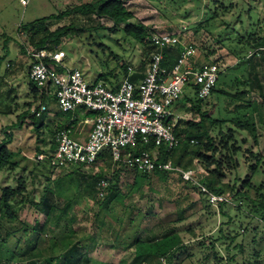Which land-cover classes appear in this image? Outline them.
Returning <instances> with one entry per match:
<instances>
[{"label": "rangeland", "instance_id": "rangeland-1", "mask_svg": "<svg viewBox=\"0 0 264 264\" xmlns=\"http://www.w3.org/2000/svg\"><path fill=\"white\" fill-rule=\"evenodd\" d=\"M94 1L96 0H28L27 4H24L21 0H0V87H2L0 141L5 137L6 129L19 119V114L24 112L30 114L31 109L33 110L41 101L42 90L36 88L32 90L34 85L27 70L31 58L25 52L24 46L34 47L30 41L32 30L26 31L27 25L33 22L41 23L45 19L44 24L52 31L64 25L71 26L72 29L60 38V43L57 44L51 40L50 44L63 48L67 52L65 60L67 66L80 68L86 80L91 83L96 82L99 75L104 72L114 71L122 76L119 63L139 65L142 59H146V55H142L143 45L126 35L124 31L126 23L113 26L111 20L98 17L100 23L108 28L89 29L90 24L96 25L98 22L90 23L85 15L75 11V8ZM125 2L134 14L131 21L142 22L150 27L159 26L162 30H181L189 39L199 41L201 44L199 51L207 61H215L224 67L220 72L216 89L203 102L202 110H210L215 116L229 113L226 106L233 96L232 93L246 89L244 83L239 86L236 83L235 87L232 86L238 77L248 74V63L243 62L240 66H236L237 59L239 54L244 56L252 53L248 50L241 51L240 45L234 43L231 38L236 36L237 31L242 33L239 14H242L245 25H251V27L253 26L251 22L264 19V0H218L216 2L218 6L222 3L234 5L230 11L223 13L215 20L206 22V25L198 30L197 26L207 19L211 9L215 7L214 0H125ZM250 7L251 12L248 13L247 10ZM71 10L73 11L69 13ZM227 23L232 25L227 27ZM38 37L39 35L36 36V40ZM231 43L237 45L235 50L238 53L230 48ZM259 70L264 80V59L260 62ZM120 79L122 81L123 78L120 77ZM184 96L177 104L178 110L185 116L180 122L179 127L182 128L187 126L188 120L197 121L200 118L198 110L192 108L193 101L198 99L193 88L188 86ZM242 96L243 103L247 104L246 108L250 111L252 107H255L256 99L263 102L259 99L258 93ZM42 101L48 107L42 118L28 116L25 117L23 127L12 128L15 137L10 148L14 152L13 160L17 162V167L9 170L8 166V169L0 174V182L3 186L17 185L20 177L27 178V191L33 192L36 199H39L48 175L55 178L75 167V165L59 167L50 173L48 168L39 166L40 157L36 155L37 146L46 148L50 144L48 142H52L54 138L53 130L63 124L67 118L59 107L53 87L46 92ZM10 102L11 108L8 106ZM228 108L231 112H235L234 106L230 105ZM7 110L10 111L3 112ZM263 110L264 106L260 111L261 114L257 112L254 114L253 111L258 125L257 137L247 130L235 128L231 122L223 125L222 133H219L218 128H212L211 131L219 139L223 133L231 131L229 129L232 126L235 128L236 136H238L237 143L241 146L240 152L236 155L238 167L232 172L228 171L223 182L227 187L235 184L236 188L245 190L252 197L257 196L256 186L264 183ZM233 116V113L230 114V117ZM33 121L43 122L42 129H36ZM41 138H45L46 142H43ZM46 164L49 166V160ZM108 167L106 162L105 165L86 166L83 170L92 174L104 170L111 176L112 167ZM115 168H122V166H115ZM189 168L198 171L204 166L196 159L193 166ZM135 173L133 169L123 166L118 182V187L123 193L120 197L122 201L115 204L113 207L115 210L111 211L110 218L104 217V230L98 227L93 219L86 220L79 217L73 222V228L81 236L88 239L91 235L95 236L96 242L89 250L92 264L105 262L128 264L133 260L135 248L134 246L126 247L129 240L127 237L137 238L139 234L141 237L147 234L164 236V232H170V228L176 231L181 240L188 245L179 257V259L184 258L183 263L176 264H247L254 262L253 254L256 250L261 251L264 260V220L261 217L244 216L245 212L248 213V206H250L247 198L235 199L234 192L226 191L233 199L227 204L225 208L227 215H224L221 213L220 204H211L208 199L206 201L203 198L205 195L190 189L180 175L172 174L166 179L158 177L154 181V189L145 191L143 196L142 190L129 191L134 182ZM201 174L198 173L197 177H201ZM152 179L150 177L148 180ZM245 180H249L253 187L251 185L242 188ZM190 183L192 185V182ZM80 203L79 206L91 217L100 210L99 204L86 196ZM238 205H241L243 209L238 210ZM184 209L186 214L181 220H176L179 212ZM130 213L132 221L127 223ZM229 216L233 219L232 222H228ZM120 217L127 223V226L123 224L126 227L122 229L119 227ZM20 218L23 222L33 225L36 218L44 222L46 216L44 213L36 212L32 206L25 205L21 208ZM19 224L18 222L15 225L18 227ZM246 227H248L247 230H245ZM221 228L226 235H236V239L232 241L225 237L216 243L214 250L206 248L212 243L213 238L222 234ZM47 238L42 239L43 246L48 245ZM201 241L205 243V247L199 245ZM237 244H241L243 248L237 247ZM214 252L218 253L217 257ZM230 256H235L234 261H229ZM159 262L152 258L145 264H160ZM161 263L166 264L165 261Z\"/></svg>", "mask_w": 264, "mask_h": 264}, {"label": "trees", "instance_id": "trees-1", "mask_svg": "<svg viewBox=\"0 0 264 264\" xmlns=\"http://www.w3.org/2000/svg\"><path fill=\"white\" fill-rule=\"evenodd\" d=\"M218 0H214L215 7L211 9L210 15L203 22L197 26V30L204 27L206 22L212 21L220 17L223 13H227L233 7V3L223 4L218 6L216 4ZM74 10V9H73ZM73 10L69 11L71 13ZM75 11L85 15L86 19L90 23L89 29H101L108 28L100 23V18L106 17L113 22V26L117 24L126 23L124 31L126 35L143 45L142 55H146V59H142L139 64V69L144 71L148 62L147 58L154 50V46L151 42H148V36L150 35L151 27L142 22L131 21L134 18L132 10L126 6L125 0H96L94 2L85 3L75 8ZM247 12H251V7L248 8ZM68 14V13H67ZM249 15V14H248ZM250 16V15H249ZM97 17V19H96ZM238 19L241 21L242 33L236 32V36L232 37L231 40L240 45V50L252 51L246 55L239 54L236 66H240L241 63L247 62L248 74H242V78L238 77L235 80L234 86L237 83L239 86L244 83L246 86L245 90L231 92L232 97L226 106L229 113L213 115L210 110H202V104L206 99H197L193 102V109L198 110L200 114L199 120L191 119L187 121V126L182 128L176 127V134L179 137L180 143L174 149H167L162 146L160 159L167 160L172 159L174 164H179L184 168L193 166L194 161L197 159L198 162L204 166L208 174L199 178V182L204 184L210 191L215 193H225L230 190L234 192V198H247L249 211L245 212L244 216L248 217H261L264 220V183L256 186L257 196L252 197L248 195V192L241 188H236L235 184L230 187L223 182L227 172H232L238 167V160L236 155L240 152L241 146L236 136L235 128L239 130H247L254 137H257L258 125L257 120L254 118V114L262 111L264 106V80L260 75V62L264 59V19L261 18L257 22H251L253 26H246L242 18V14H239ZM45 19L41 23H31L27 25L26 31H31V44H34L35 48H51L56 49L57 47L50 44V41H55L57 44L60 43V38L68 33L72 27L64 25L56 28L55 30H49L44 24ZM97 21V22H96ZM232 24L227 23V27ZM39 35L36 40V36ZM238 40V41H237ZM231 43L230 48L235 52L236 44ZM28 48V47H27ZM24 46V50L28 53V49ZM238 53V51H236ZM247 52V51H246ZM166 55L169 63L174 62L178 53L177 50L172 48L166 50ZM206 60V57L204 58ZM128 65L124 62L119 66L121 68V75L112 71L111 73H101L96 82L103 80L110 85L117 87L120 84V77H124L128 70ZM135 77H138L136 74ZM34 87L32 90L40 89L32 80ZM1 85V84H0ZM217 86L213 89H216ZM235 87V86H234ZM0 87V94L2 93ZM42 90V89H41ZM10 91V90H8ZM213 93V92H212ZM258 93L259 99L263 102L255 100V107H252V111L248 110L247 104L243 103L242 95H252ZM45 90H42V96L40 100H43ZM209 98V97H208ZM190 100V98H188ZM44 102V101H43ZM45 103V102H44ZM11 102L8 106L11 108ZM32 105V104H31ZM234 106V111L231 112L228 106ZM38 106V105H37ZM36 106V107H37ZM33 107V106H32ZM226 110V111H227ZM10 110L3 111L4 113ZM253 111L255 112L253 114ZM264 112V110H263ZM234 114L230 117V114ZM37 115L32 111L24 112L19 114V119L6 129L5 137L0 141V174L3 170L15 169L17 162L13 160L14 152L10 148V144L13 142L15 134L12 128H21L24 125L25 117H33ZM70 117L71 114H65ZM89 116H94L95 113L89 111ZM42 118V116L40 117ZM261 120V119H260ZM36 129H40L43 122H35ZM231 122L234 125L229 129L228 133H223L218 139L214 136L211 131L212 128L220 129L219 133H222L223 125ZM62 126L60 124L56 130H53V140L46 148L37 146L36 155L39 157L40 154L51 156L52 152L56 150V132ZM42 129V128H41ZM43 142H46L45 138H41ZM194 140V141H193ZM45 159L38 161L39 166L44 169L48 168L50 173L56 169L55 166L49 161L47 166ZM103 161V163H102ZM108 162L109 167H112V178L104 170L99 172L89 173L83 170L86 165L76 164L75 167L68 171L66 174H61L58 177L52 178L50 175L47 176L45 181L44 189L39 197L36 199L33 192L27 191V178L23 176L18 179L17 185H2L0 182V264H92V258L89 256V250L96 242L95 236L91 235L90 238L81 236L74 228L73 222L79 218H85L86 220L93 219L98 224V227L103 228L104 217L107 219L112 216L113 207L120 200L122 191L118 187L119 176L122 168H115L116 165L111 155L106 153L100 158L95 165H105ZM9 166V167H8ZM8 167V168H7ZM107 167V166H106ZM108 167V168H109ZM136 173L134 182L131 184L130 190H142V196L145 191L154 189V181L159 178H168L172 174L180 175L173 171H165L156 169L152 173H144L134 170ZM151 174V175H150ZM152 177V180H148ZM108 178L110 185L106 190L105 195L102 197L99 194V182ZM190 189L200 191L199 186L192 184L182 178ZM190 183V184H189ZM252 183L249 180H245L242 184L243 187L251 186ZM255 186V185H254ZM144 187V189H143ZM253 187V185H252ZM201 192V191H200ZM84 196L97 202L100 206L98 213L91 217L87 211L84 210L79 204L84 200ZM206 200L207 196H203ZM207 201V200H206ZM229 202H223L220 204L221 213L227 215L225 208ZM25 205H30L36 212L44 213L46 219L44 222H40L38 218L35 219L33 225L23 222L20 218L21 208ZM238 210H242L243 207L238 205ZM185 209L179 212V217L176 220H181L186 214ZM129 215V221L131 223L132 214ZM119 227L125 228L127 223L125 219L120 217L118 219ZM233 219L229 216L228 222H232ZM20 223L17 227L15 224ZM126 224L123 225V224ZM139 226V225H138ZM140 227V226H139ZM248 227L245 228L247 230ZM255 229V228H254ZM170 232H164V236L160 234H147L145 237H141L140 234L137 238L127 237L129 240L126 247L134 246V257L133 260L128 264H145L155 258L160 264L161 261H165L166 264H176L177 262L183 263V257L179 259L180 255L188 247L186 242L181 240L180 236L172 228ZM222 233L220 236L213 238L212 243L207 247L204 242H199V245L206 246V248L215 249L216 243L225 237L230 240H235L236 235H226L223 229H220ZM48 237V245L43 246L41 243L42 239ZM89 241V242H88ZM237 247L243 248L241 244H237ZM230 248V247H227ZM217 257L218 253L214 252ZM255 260L252 263L247 264H264V260L261 256V251H254ZM220 257V256H218ZM235 256H230L229 261H234ZM103 264H111L105 262ZM236 264V263H233Z\"/></svg>", "mask_w": 264, "mask_h": 264}, {"label": "built area", "instance_id": "built-area-1", "mask_svg": "<svg viewBox=\"0 0 264 264\" xmlns=\"http://www.w3.org/2000/svg\"><path fill=\"white\" fill-rule=\"evenodd\" d=\"M21 1L27 4L28 0ZM147 41L154 50L145 70L129 64L117 87L103 80L87 81L80 68L67 66L63 48H28L30 80L46 92L53 87L62 112L71 114L56 132V150L51 156L40 154L38 158L48 157L58 169L76 164L91 166L108 153L116 165L139 172H176L199 186L211 204L232 201L230 193L212 192L199 182L198 173H202L201 177L208 174L205 168L197 171L174 164L170 158L160 159L162 146L171 150L180 143L176 127L185 116L177 104L185 97L186 88L192 87L198 99H207L224 67L205 60L199 41L189 39L181 30L152 26ZM170 48L178 53L172 63L166 55ZM47 109L41 100L32 111L41 117ZM89 111L95 115H87ZM109 185L108 178L99 182L100 196L105 195Z\"/></svg>", "mask_w": 264, "mask_h": 264}, {"label": "crops", "instance_id": "crops-1", "mask_svg": "<svg viewBox=\"0 0 264 264\" xmlns=\"http://www.w3.org/2000/svg\"><path fill=\"white\" fill-rule=\"evenodd\" d=\"M28 69H29V67L27 68V70H28ZM42 117H43V116H42ZM80 125H81V123H79V122H78V125H77V126H80ZM89 127H90V126H88V125H87V126H85V129H87V130H88V129H89ZM76 134H77V136L79 135V134H78V132H77ZM87 135H88V133H85V135H84V136H87Z\"/></svg>", "mask_w": 264, "mask_h": 264}]
</instances>
